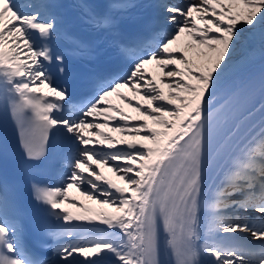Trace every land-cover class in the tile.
I'll return each mask as SVG.
<instances>
[{"label":"snow or ice","instance_id":"snow-or-ice-1","mask_svg":"<svg viewBox=\"0 0 264 264\" xmlns=\"http://www.w3.org/2000/svg\"><path fill=\"white\" fill-rule=\"evenodd\" d=\"M55 7L51 0H0V106L20 130L28 160L46 156L52 129L65 137L62 183L33 190L69 226L45 230L54 259L30 258L0 195V264H164L162 250L174 264H264V222L241 215L264 216V72L258 82L241 79L256 54L264 59V0H159L165 31L152 43L120 46L133 58L131 69L79 103L56 83L65 67L52 46L60 36ZM79 7L99 31L115 23L109 13ZM73 43L91 55L90 46ZM245 44L250 54L237 59ZM153 64L159 75L147 72ZM113 95L143 120L130 122L110 103ZM256 113L261 120L252 127ZM110 120L125 139L99 131ZM85 130L95 131L86 138ZM102 167L124 186L106 179ZM73 187L100 209L73 201L79 214L63 208ZM238 233L261 243H229L246 239Z\"/></svg>","mask_w":264,"mask_h":264},{"label":"bare ground","instance_id":"bare-ground-1","mask_svg":"<svg viewBox=\"0 0 264 264\" xmlns=\"http://www.w3.org/2000/svg\"><path fill=\"white\" fill-rule=\"evenodd\" d=\"M182 41H186V39H183ZM250 54V50H249V48H248V46H247V44H245V47L243 48V50L241 51V53L238 55V57H237V59H240L242 56L243 57H247L248 55ZM152 65H147L146 66V70H147V72H149V73H154V74H156V72H157V75H159V73H158V69L157 68H155V65L153 64V66L151 67ZM264 67V59H262V58H260V56L258 55V54H256L255 56H254V58L252 59V61L250 62V63H248L247 64V66H246V71L242 74V77H241V79H243V80H247L248 78H250V76H252V75H254L255 74V72L256 71H258L259 69H261V68H263ZM152 70V71H151ZM125 92V93H124ZM120 93H122L124 96H126V97H128V98H130L129 97V95H132V93L127 89V88H122V89H120ZM128 95V96H127ZM133 96V95H132ZM133 98V97H132ZM109 99V101H110V103L112 104V105H117V104H123L122 105V107H123V109H124V111L125 112H129L130 110H132L131 108H129V107H127L125 104H124V102L123 101H121L116 95H113V96H111V97H109L108 98ZM131 99V98H130ZM134 99V98H133ZM137 99H139V98H137ZM133 111V110H132ZM111 115H112V112H109ZM116 116V115H115ZM114 116V117H115ZM118 118V117H117ZM137 119H142L141 117H138ZM149 123H151V121H149ZM112 128V127H111ZM102 129V128H101ZM101 129H99V131H101ZM107 134H110V137H112L113 138V135L114 136H116V137H118L117 138V141H119L120 140V138H123V139H125L126 137H121L120 135H119V133L118 132H116V131H114V132H112L111 130H110V132L109 133H107ZM103 174H105L106 172H102ZM108 178H111V177H107L106 179H108ZM117 178V177H116ZM120 181V180H119ZM121 182V181H120ZM122 187H123V185H122ZM78 192V191H77ZM79 194V193H78ZM69 200H74V201H76L78 204H81L82 202L83 203H88V204H83V205H86V206H89V207H93V208H96V209H100V205H94L93 203H92V201H83V198L81 197V195L79 194V195H76L74 192H73V188H70V189H68V192H67V201L64 203V204H67L69 207H70V212H72V213H74V214H79L80 213V210H79V208H77V207H73L72 206V204L71 203H69ZM102 210H104V211H109V212H111L112 211V209H107V208H105V209H102ZM75 223H77V222H75ZM78 223H84V222H78Z\"/></svg>","mask_w":264,"mask_h":264},{"label":"rangeland","instance_id":"rangeland-1","mask_svg":"<svg viewBox=\"0 0 264 264\" xmlns=\"http://www.w3.org/2000/svg\"><path fill=\"white\" fill-rule=\"evenodd\" d=\"M183 39H184V37L182 38V40H183ZM185 39H186V38H185ZM242 50H243V49H241V51H242ZM240 53H241V52H240ZM189 55H191V54H189ZM155 68H156V66H155ZM151 71H152V70H151ZM158 73H159V71H158ZM156 74H157V72H156ZM132 97H133V96H132ZM133 98H134L133 100H134V102H135V101L137 100V98H139V97H133ZM127 114H128V115L131 114L132 116H133V114H134V117H135V118L139 117V114H138V113H135V112L132 111V110H130L129 113L127 112ZM98 118H100V117H98ZM141 118H142V117H141ZM131 122L133 123L134 121L131 120ZM101 132H104V133L107 134V133H109L110 131H109L108 129H106V128L103 127V128L101 129ZM113 136H114V135H113ZM122 136L125 137V135H122ZM122 136H121V137H122ZM103 171L106 172L105 170H103ZM107 171L110 172V173H112V174H114L113 172L109 171L108 168H107ZM114 175H116V174H114ZM78 193L80 194V192H78ZM80 195H81V194H80ZM81 197L83 198V201H84V200H85V201H89V200H87L84 196L81 195Z\"/></svg>","mask_w":264,"mask_h":264}]
</instances>
